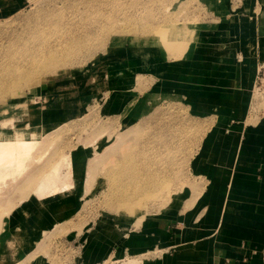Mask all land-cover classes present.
Listing matches in <instances>:
<instances>
[{
    "label": "rangeland",
    "instance_id": "rangeland-1",
    "mask_svg": "<svg viewBox=\"0 0 264 264\" xmlns=\"http://www.w3.org/2000/svg\"><path fill=\"white\" fill-rule=\"evenodd\" d=\"M246 5L252 10L247 17L255 21L263 10V0H26L13 13L0 15V134L39 140L28 158L34 165L29 161L14 183V192L0 204V229L21 204L17 228L29 231L38 221L44 231L34 253L17 255L18 264H30L36 257L41 258L38 264H82L79 245L84 244L70 240L74 233H85V244L90 239L92 243L96 230L110 235L111 228L130 229L165 208H176L168 204L195 180L192 160L205 150L207 134L213 128L191 116L179 93L151 101L146 95L154 81L155 85L165 82L167 75H162L163 81L157 75L159 66L170 65L173 70L175 63L185 62L188 48L200 39L212 44L217 34L212 33L217 32L214 27L228 17L234 21L233 16L239 17ZM127 49L132 53L131 65ZM143 64L146 71L138 75L136 69ZM117 75H121L119 80H115ZM129 86L135 87L140 101L129 106L128 113L132 115L144 102L149 104L145 110L137 109L139 114L125 124L121 113H106L105 107L113 88ZM252 95L254 111L263 112L264 64ZM80 150L89 160L86 192L76 213L74 199L60 217L53 218L29 194L39 198L54 186L55 182L38 195L59 164L65 161L64 172L70 168L68 160L73 167L72 154ZM126 152L133 155L130 159L139 164L142 173L147 171L146 179L148 175L167 182L157 197L147 199L149 203L141 196L138 201L143 205L128 208L118 204L127 193L120 187H127L132 175L129 170L124 172ZM30 165L36 168L31 175ZM128 194L134 196L135 190ZM57 221L62 223L48 235L45 230ZM108 264L143 263L142 258H128Z\"/></svg>",
    "mask_w": 264,
    "mask_h": 264
},
{
    "label": "crops",
    "instance_id": "crops-1",
    "mask_svg": "<svg viewBox=\"0 0 264 264\" xmlns=\"http://www.w3.org/2000/svg\"><path fill=\"white\" fill-rule=\"evenodd\" d=\"M24 3L26 0H0V15L13 13ZM241 11L239 17L233 16L234 21L228 17L214 27L217 32L212 33L217 34L212 44L200 39L188 48L185 62L175 63L173 70L170 65L159 66L157 75L161 81L167 75L165 82L155 85L154 81L146 95L151 101L179 93L192 117L212 125L205 150L192 160L195 180L168 204L176 208L150 215L138 226L111 228L110 235L96 230L94 242L90 239L87 244L85 233H74L70 240L84 244H75L82 264L128 258H142L143 264H264V111H254L252 95L264 64V0L255 21L247 17L252 12L250 5ZM126 51L129 62L132 53ZM142 70L146 71V65L136 69L138 75ZM134 92L135 87L130 86L113 88L105 112L121 113V123L132 122L139 114L137 109L145 110L149 104L144 102L132 115L128 113L129 106L140 101ZM72 160L76 213L86 192L89 160L81 150L72 154ZM22 210L20 204L2 224L0 264L20 263L17 255L34 253L44 237L38 229L17 228ZM60 223L45 231L49 235ZM40 260L36 257L31 263Z\"/></svg>",
    "mask_w": 264,
    "mask_h": 264
},
{
    "label": "bare ground",
    "instance_id": "bare-ground-1",
    "mask_svg": "<svg viewBox=\"0 0 264 264\" xmlns=\"http://www.w3.org/2000/svg\"><path fill=\"white\" fill-rule=\"evenodd\" d=\"M23 76H27V75L23 74ZM5 136L6 135L4 132L0 134V137H5ZM7 137H9V136H6V138H0V190H1V188H4V184H8L7 186L5 185L6 188L3 191L4 192L3 197L0 196L1 197L0 198V204L2 203L3 199L5 200L7 197H9L12 194V191L14 192V189L17 187V185H16L17 180H18L17 177L22 175L21 172H23L25 170V168H27L29 166L28 163H29L31 158L30 159H28V158H29V156H33V151L36 149V146L38 147V143H39V140L25 139V138H23L24 136L23 137L17 136V138H15V139L7 138ZM126 155H127L126 159L128 158V162L126 165L123 164L127 167V170H125L124 172L129 170L130 171L129 174H132V175H130V178H129L128 175L125 173L127 175L128 179H130V181L128 180L129 181L128 186L126 185L127 187L124 186L125 187L124 188V187H120L118 185V187L122 188L123 191H124V189H126V192H127V193H125L126 194L125 195V194L121 193L122 191L121 192L119 191L122 195L119 198L120 200L118 201V204L120 206H125V208L126 207L128 208V206H130L132 204H141V202L138 201V199L141 198V196L146 198V200L148 198H149L148 200H150V198L157 197L159 195L158 192L160 190H163L164 186L167 187L166 186L167 182L161 181V180L154 178L152 176H150V178H148L149 177L148 175H147V179H146L145 174H147V171L145 174L142 173V171H144V170L140 169L139 164H137V162L134 161V159L133 160L130 159V157H133V155H131L130 153H127V152H126ZM125 161H127V160H125ZM30 162L33 163L34 161H30ZM64 162L65 161H63L61 164H59L58 167L56 168V170L54 171V173H52L42 183V186L40 187V191H38V195H40L46 189L47 186H49L50 184L55 182L54 186L45 190L42 193V195L39 196V198L36 197L35 194H32V193L29 194V196H34L37 199V204H36L37 206H41L43 211L44 210L48 211L49 214H51L52 217L56 218V219L61 216V212L64 209H66L67 206H72L74 199H75L74 198L75 197L74 196L75 187L73 186V184H71V180H72V176H73L72 175V167H71L72 164H71L70 160H68L70 168L66 172H64L63 168L66 167V164ZM34 163L32 165H34ZM32 165H30V167ZM120 166H121V168L124 167L122 165H120ZM33 169L31 167V169H29V171L30 170H32V171L30 173H29V171L26 172V177L29 176L28 173L31 175V173L33 172ZM113 171H114V169H113ZM116 171H117V169H116ZM118 171H123V170H118ZM45 172L46 171H44L42 173H45ZM47 172H48V170H47ZM139 172H141V174ZM149 173H151V172H149ZM113 174L114 173H111V175H113ZM119 174H121V173L119 172ZM121 175L123 178L124 174H121ZM143 177L145 178L144 182H143ZM124 178H125V175H124ZM113 179H114V175H113ZM118 179H119V176H118ZM25 180H26V178H25ZM121 180H123V179H121ZM126 180H125V183H126ZM15 182H16V184H14ZM118 184H119V182H118ZM19 185L20 184H18V186ZM1 186H3V187H1ZM10 186H12V187H10ZM151 187H153L154 189H150ZM131 190H135L134 196L128 194V191H131ZM134 200H135V202H134ZM148 200H147V202H148ZM141 205H143V202ZM31 212L32 211H30L27 215L29 216L31 214ZM33 229H38L39 231H42V229L38 225V221L35 222L34 227L31 230H33ZM43 235H44V231H43Z\"/></svg>",
    "mask_w": 264,
    "mask_h": 264
}]
</instances>
